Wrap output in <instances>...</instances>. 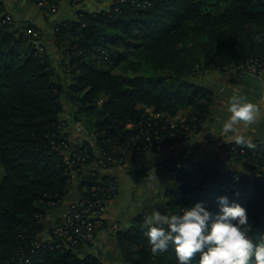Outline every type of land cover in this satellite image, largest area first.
I'll return each instance as SVG.
<instances>
[{
  "label": "trees",
  "instance_id": "16d2710c",
  "mask_svg": "<svg viewBox=\"0 0 264 264\" xmlns=\"http://www.w3.org/2000/svg\"><path fill=\"white\" fill-rule=\"evenodd\" d=\"M70 3L74 19L59 22L54 33L71 76L67 89L51 55L38 44L41 35H24L0 22V264H100L92 255L78 256L81 246L50 249L39 238L42 221L68 194L71 172L96 161L97 150L119 159L125 148L172 145L200 132L215 96L192 79L194 69L180 60L182 52L190 58L191 50L200 52L215 69L248 60L264 68V0H114L95 11ZM103 51L110 67L96 65L92 54ZM63 97L71 120L82 121L96 137L95 146L84 142L69 162L57 147L65 122ZM184 109L185 122L173 126L169 119ZM110 119L118 121L115 129ZM251 143L252 148L235 142L220 147L251 173L208 167L184 150L173 152L162 162L163 170L176 175L165 190L166 213L201 201L215 213L218 198L226 196L246 209L249 238L264 242V142ZM128 174L136 184L146 177L142 170ZM110 180L88 177L81 197L94 186L99 197L111 199L116 188L106 189ZM144 230V218L137 216L116 232L122 264H178L171 246L153 255Z\"/></svg>",
  "mask_w": 264,
  "mask_h": 264
},
{
  "label": "crops",
  "instance_id": "0c3cea01",
  "mask_svg": "<svg viewBox=\"0 0 264 264\" xmlns=\"http://www.w3.org/2000/svg\"><path fill=\"white\" fill-rule=\"evenodd\" d=\"M70 1L60 0L57 12L48 17L37 5L36 0H0V14H9L16 23L26 22L38 28L42 35L44 49L51 57H54V54L57 53L54 42L55 26L63 20L74 19L75 10ZM96 1L99 3L96 5L93 3L92 9L89 11H95L94 8L98 5L102 6L100 1ZM202 80L201 84L214 93L215 101L211 114L203 124L199 133L189 134L186 140L175 142L174 145H170L160 153L141 152L134 148H125L121 151V163L112 166V168L97 170V175L106 176L111 180L114 179L116 182V192L109 201H106L105 226L98 231L93 244L83 245L77 249L80 256L103 254L105 260L107 262L109 261V264H119L120 254L114 236L116 231H113L112 227L117 226L118 229L125 230L140 213L147 211L150 214L155 202L160 200L157 195L159 193L161 194L160 205L164 203L166 199L164 198L165 190L174 182L176 175L175 172L159 170L158 165L173 152L176 153L177 147L181 150H186L193 161L202 162L207 165L204 160H201V155L205 156L208 154L210 159V154L218 152L220 154L219 156H222L228 162L227 164L231 165L237 164V162L233 159L225 158L224 151H221L220 148L222 144L234 142V137L238 135L244 136L250 142L254 140L264 142V68L258 76L246 75L240 77L232 72H216ZM236 93L245 96L247 100L257 106L256 122L252 125H245L243 122H240L234 125L231 131L222 132L221 125L230 115L227 111L229 97ZM69 109H71L70 106ZM63 110L61 118L65 121L64 127L68 137L69 150L72 151L75 148L81 147L84 142L95 146L96 137L93 131L86 126H83L80 131H73L71 110L66 113L64 105ZM169 120L173 126H176L177 123L182 124L185 122L183 121L184 119H180L181 121L176 120V117ZM187 152L186 155H188ZM129 170L144 171V175L148 177V180L136 184L128 174ZM91 171L92 167L90 165L83 166L78 175L73 180L71 179L73 184L68 194L61 201V204L48 210V213L42 221L45 230L42 233L43 237L47 234L54 222L66 213L68 205L87 192V187L82 186V182L90 177ZM129 185L132 194L129 200L131 201L130 204H132V207L124 212L120 211L117 217L112 216L107 204L122 197L123 189ZM153 197L156 201H152Z\"/></svg>",
  "mask_w": 264,
  "mask_h": 264
},
{
  "label": "clouds",
  "instance_id": "9594fccd",
  "mask_svg": "<svg viewBox=\"0 0 264 264\" xmlns=\"http://www.w3.org/2000/svg\"><path fill=\"white\" fill-rule=\"evenodd\" d=\"M259 37H254L258 39ZM228 119L221 131L228 132L237 123L256 122L257 106L239 93L229 97ZM237 145L254 147L244 136L234 137ZM219 211L211 212L204 202L185 207L181 213L166 214L154 208L144 217V235L151 253L159 255L174 250L178 264H264V242L255 243L248 235V216L239 203L218 198Z\"/></svg>",
  "mask_w": 264,
  "mask_h": 264
},
{
  "label": "rangeland",
  "instance_id": "374dc122",
  "mask_svg": "<svg viewBox=\"0 0 264 264\" xmlns=\"http://www.w3.org/2000/svg\"><path fill=\"white\" fill-rule=\"evenodd\" d=\"M60 1V0H59ZM73 1V0H72ZM84 1V0H83ZM82 1V2H83ZM98 1H100V3H102V6H97V7H95L94 9L95 10H99L100 8V10H102V9H107L109 6H110V4H112L113 2H114V0H98ZM81 1L80 2H77V3H79L78 5H79V7H77V8H79V9H84V10H91L92 9V4L94 3L95 5L97 4V3H99V2H97L96 0H85L84 1V3H82ZM77 3H75L76 5H77ZM58 4H59V2H58ZM73 4H74V2H73ZM57 10H58V8H57ZM2 16H9L12 20H11V22L9 23V24H11L12 25V27L14 28V29H17L18 30V32H23L24 33V35H27L30 31L33 33V35L35 36V38L37 37L36 35H41V32H40V30H35V29H33L32 27H30V28H27V26L30 24H27L26 22H23V23H21V22H19V23H16V22H14V20H13V18H12V16L11 15H9V14H0V17H2ZM49 17V16H48ZM42 36V35H41ZM194 41V40H193ZM184 42V41H183ZM191 42H192V40H190V39H188L187 41H186V43H187V45H190L191 44ZM38 44L39 45H43L42 44V38L39 40V42H38ZM192 53V54H191ZM93 55V57L96 59L95 60V62H96V65H98V66H101V67H110V62H108V55H107V52L106 51H103L102 53H100L99 55H96L95 53H93L92 54ZM190 55H191V58L185 53V52H182L181 53V59L180 60H183V59H186L187 61H189V63L191 64V67H193V69H194V73L192 74V79L194 80V81H197V82H199V83H201L203 80L202 79H204L205 77H208V76H210V74H215L216 72L217 73H219V72H232V73H234L233 72V70L231 69V67H233V66H229V67H223V68H221V69H215V68H213L214 66L213 65H209V63H207V61L205 60V58L203 57V55L200 53V52H197V51H193V50H191V52H190ZM128 61H125V62H122V63H119L116 67H118V68H115L114 69V71L115 72H119L120 71V67H126L127 66V63ZM181 62H179L178 64H180ZM52 64H53V66L56 68V71L61 75V81H62V83H63V85H64V87H65V89H67L68 88V85H69V83H70V78H71V76H69V74L64 70V68H63V66H62V56H61V53H60V51H58L57 50V53L56 54H54V57H52ZM235 74V73H234ZM62 104L64 105V108H65V111H66V113H67V111H69L70 109H69V103L67 102V100L66 99H64V97H63V99H62ZM64 111V110H63ZM146 111L147 112H149V113H151V109H149V108H147L146 109ZM187 113H188V111H187V109H184L182 112H179L178 114H176V120H178V121H181V120H183V121H185V119H186V115H187ZM152 115H156V114H153V113H151ZM157 116V115H156ZM169 119V118H168ZM181 119V120H180ZM72 123V125H73V127H74V129H73V131H80V129L83 127V126H85V124L82 122V121H77V122H74V121H71ZM62 129H61V138H62V140H64L65 141V145H66V147H61L60 149L62 150V152L65 154V156L66 155H68L69 153H71L72 151H70L69 150V143H68V137H67V135H66V132H65V122H63V124H62ZM127 127H131V125L130 124H128L127 125ZM64 128V129H63ZM76 129V130H75ZM174 145V144H173ZM185 146V145H184ZM169 147V146H168ZM179 147H181V146H179ZM75 149H77V148H75ZM75 149H74V151H75ZM135 150H137V151H141V152H153V153H160V152H163L165 149H167V147L166 148H164L162 151H159V152H156V151H152L151 149H147V150H140V149H138V148H134ZM176 150H177V152H179V151H181V149L180 148H176ZM185 152H187L186 150H184ZM221 151H223L222 149H221ZM176 152V153H177ZM218 152H213L212 154H210V156H211V158L209 159V157H208V154H206L205 156H203V155H201V160H204L206 163H207V166L208 167H213V166H218L220 169H222V170H224V171H227V170H229V169H236V170H241L243 173H251V171L249 170V169H246L245 167H242V165H241V163L240 162H237V164H227L228 162L226 161V160H224V158H222V156H219L220 154L218 153ZM187 154L189 155V153L187 152ZM224 154H225V158H227L226 157V153L224 152ZM218 157V158H217ZM199 159H200V157H199ZM198 159V160H199ZM231 159V158H230ZM119 163H121V160H120V158L119 159H117V160H114V164L112 165V166H116L117 164H119ZM91 167H92V169L94 168V166H93V163H91V164H89ZM89 165H86V166H89ZM161 165H162V163L161 164H159L158 165V168H159V170H163V169H161L162 167H161ZM112 166H110V167H106V168H103V169H108V168H112ZM83 166H81L80 167V169L82 168ZM80 169H78V170H76V171H73L72 172V174H71V179L73 180V178L76 176V175H78V173L80 172ZM97 169L98 170H101V168H96L95 169V171H96V173H97ZM158 170V171H159ZM156 174H157V171H156ZM91 176V175H90ZM155 176V175H154ZM148 177L146 176L145 178H143L142 179V181L141 182H145V181H147L148 179H147ZM145 179V180H144ZM114 180V179H113ZM152 182V181H151ZM154 183V182H153ZM73 184V183H72ZM114 188H110V189H108V191H112ZM132 194H131V190H130V185L129 186H126L124 189H123V191H122V197H120L119 199H117V200H114V201H111V202H109L107 205H108V209H109V211H110V213L112 214V216H114V217H117V215H118V213H120V211H122V212H124L125 210H127V209H129L130 207H132V204H130V200H129V198H130V196H131ZM158 195V199H160V200H154V197H153V199H152V201H156L155 202V205H153V207H152V210L154 209V208H158V210H160L162 213H163V211L166 213V211H165V203H166V199H165V201H164V203H162L161 205H160V202H161V194L159 193V194H157ZM164 198H165V193H164ZM110 200V199H109ZM109 200H107V201H109ZM162 206V207H161ZM146 213H147V215H148V212L146 211V212H142V213H140L138 216H140L141 218H144V216H146ZM166 214H168V213H166ZM134 220V219H133ZM133 222V221H132ZM105 223H106V221H105ZM132 224V223H131ZM113 228V231H118V230H121L120 228L118 229V227L117 226H114V227H112ZM128 228V227H127ZM126 228V229H127ZM116 229V230H115ZM118 229V230H117ZM43 231H45L44 230V227H43ZM43 231L41 232V235L39 236V238L42 240V241H44V238L46 237V235L48 234V232H47V234H46V232H45V236L43 237L42 236V233H43ZM122 231V230H121ZM116 232H115V234H114V236H115V239H116ZM116 243H117V241H116ZM119 250V249H118ZM76 252H77V250H76ZM77 254H78V256H80L79 255V252H77ZM119 254H120V251H119ZM86 255H84V256H80V257H85ZM93 257H95V258H97V260L99 261V263L100 264H109V261L107 262V260H105V258H104V255L103 254H96V256L94 255ZM123 263V257L121 256V254H120V262H119V264H122ZM178 263V262H177Z\"/></svg>",
  "mask_w": 264,
  "mask_h": 264
},
{
  "label": "built area",
  "instance_id": "2783aa9c",
  "mask_svg": "<svg viewBox=\"0 0 264 264\" xmlns=\"http://www.w3.org/2000/svg\"><path fill=\"white\" fill-rule=\"evenodd\" d=\"M58 1L59 0H37V5L46 16H51L57 12ZM80 1L81 0H73L74 3ZM11 20L9 16L0 17L1 23L9 24ZM231 69L237 76L242 77L246 75L258 76L262 73L263 67L257 60H248L241 65L231 67ZM169 139L170 138H168V140ZM65 144V141L61 139L60 145L57 147H66ZM168 146L170 145L156 144L154 147H146L145 145L141 150H147L149 148L152 151L159 152ZM73 152L74 150L70 154L64 156L67 162H69L70 155L73 154ZM97 157L98 159L92 162L94 168L91 171V176L97 175L95 171L96 168L103 169L109 167L108 163L113 165L114 160H116L110 156L108 152L100 151L99 153V150H97ZM165 166L166 164H162L161 169H164ZM115 184L116 182L114 180H110L106 189L113 188ZM105 211L106 200L98 196L96 187H90L87 196L80 197L70 203L66 213L54 222L44 238L45 243L50 249H62L64 247L75 249L79 246L93 244L98 231L105 226Z\"/></svg>",
  "mask_w": 264,
  "mask_h": 264
},
{
  "label": "water",
  "instance_id": "95a60500",
  "mask_svg": "<svg viewBox=\"0 0 264 264\" xmlns=\"http://www.w3.org/2000/svg\"><path fill=\"white\" fill-rule=\"evenodd\" d=\"M110 122H111V127H112L113 129H115V128H116V125L118 124V121L113 120V119H110Z\"/></svg>",
  "mask_w": 264,
  "mask_h": 264
}]
</instances>
